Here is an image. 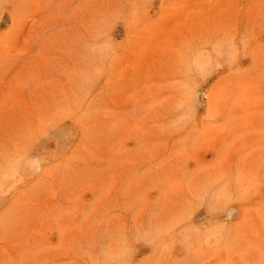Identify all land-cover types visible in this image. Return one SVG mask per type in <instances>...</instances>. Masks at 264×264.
I'll list each match as a JSON object with an SVG mask.
<instances>
[{
	"label": "rangeland",
	"instance_id": "1",
	"mask_svg": "<svg viewBox=\"0 0 264 264\" xmlns=\"http://www.w3.org/2000/svg\"><path fill=\"white\" fill-rule=\"evenodd\" d=\"M0 264H264V0H0Z\"/></svg>",
	"mask_w": 264,
	"mask_h": 264
}]
</instances>
